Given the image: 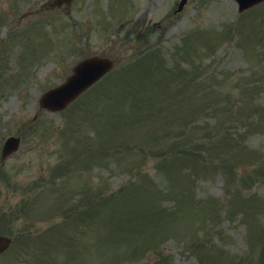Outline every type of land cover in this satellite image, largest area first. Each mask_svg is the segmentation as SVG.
I'll list each match as a JSON object with an SVG mask.
<instances>
[{"label": "rangeland", "instance_id": "obj_1", "mask_svg": "<svg viewBox=\"0 0 264 264\" xmlns=\"http://www.w3.org/2000/svg\"><path fill=\"white\" fill-rule=\"evenodd\" d=\"M178 2L0 0V264H264V2Z\"/></svg>", "mask_w": 264, "mask_h": 264}, {"label": "water", "instance_id": "obj_2", "mask_svg": "<svg viewBox=\"0 0 264 264\" xmlns=\"http://www.w3.org/2000/svg\"><path fill=\"white\" fill-rule=\"evenodd\" d=\"M69 2L70 0H57L61 2ZM186 0H181L178 5L180 10ZM238 5V11L241 12L250 8L264 0H235ZM114 65L113 60L94 55L80 60L72 69L71 74L60 85L51 88L41 94L39 99V107L49 111L61 110L72 100H74L86 88L96 82L105 73H107ZM19 145V137H8L3 145L2 157L16 150ZM10 239L0 236V252L9 244Z\"/></svg>", "mask_w": 264, "mask_h": 264}, {"label": "flooded vegetation", "instance_id": "obj_3", "mask_svg": "<svg viewBox=\"0 0 264 264\" xmlns=\"http://www.w3.org/2000/svg\"><path fill=\"white\" fill-rule=\"evenodd\" d=\"M10 156H12V155H10ZM10 156H9V157H10Z\"/></svg>", "mask_w": 264, "mask_h": 264}]
</instances>
